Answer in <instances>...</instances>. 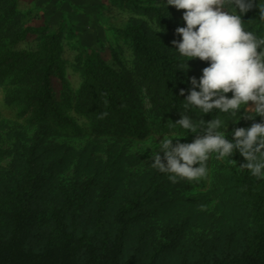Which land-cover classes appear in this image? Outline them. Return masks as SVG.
I'll return each instance as SVG.
<instances>
[{
	"label": "trees",
	"instance_id": "1",
	"mask_svg": "<svg viewBox=\"0 0 264 264\" xmlns=\"http://www.w3.org/2000/svg\"><path fill=\"white\" fill-rule=\"evenodd\" d=\"M116 1L132 6L155 29L150 30L145 23L132 21L123 30L133 57L131 67L124 72L116 71L96 54L77 63L76 68L82 75L77 91L80 112L89 117L94 128L102 126L100 132L133 135L140 132L138 118L143 120L144 117L134 112L136 99L144 92L154 115L176 123L180 119L181 104L191 87L189 79H198L208 64L193 59L186 62V69L176 67L177 58L171 42L180 39L175 29L184 26L176 17L178 10L169 6L167 15L160 0ZM10 10L12 23L6 25L7 33L19 22L13 9ZM157 20L162 29L158 33ZM242 22L248 30L264 36V21L259 18L258 6L244 14ZM3 24L0 19V27ZM29 34H36L40 39L36 51L2 48L0 44V79L9 78L21 88L16 101L21 106V114L31 124L44 125L51 121L61 128L76 129L74 120L63 110V101L56 98L53 90L54 80L64 82L60 59L62 27L51 33L45 28L26 27L23 31L10 33V38L15 43L23 41ZM181 89L185 90L184 96L179 94ZM227 95L231 96V93ZM137 102L141 105L140 101ZM196 115H201L198 110ZM196 115L190 113L193 119L206 122L215 117V113ZM175 130L181 131L178 126ZM30 156L28 152L26 159L19 156L10 164L15 172L13 199L0 211V217L12 207V211L6 214L12 222V229L5 249L0 252V264H157L170 252L169 245L157 246L141 239V232H136L135 238H129L130 230L139 220L148 217L147 207L152 204L159 186L162 183L168 187L175 184L168 180L167 174L156 169L146 173L141 188H130L113 211H108L109 191L105 185H99L101 193L97 199L88 200L86 191L89 190L84 189L83 182L75 185L73 193L62 197L59 204L53 203L43 209L39 202L47 183L39 173L32 172L34 164ZM229 159L234 166L228 170L226 192L248 224V230L241 236V252L236 255L213 252L210 259L201 257L181 264H264V178L253 177L248 170L239 168L244 160L238 152ZM30 220L43 222L59 238L60 253L56 257L51 258L48 247L45 249L48 253L42 251L45 248L43 240L41 249L34 250L33 255L23 249L26 240L24 227ZM163 233L167 238L171 230L165 228ZM51 236L48 233L46 240Z\"/></svg>",
	"mask_w": 264,
	"mask_h": 264
},
{
	"label": "rangeland",
	"instance_id": "2",
	"mask_svg": "<svg viewBox=\"0 0 264 264\" xmlns=\"http://www.w3.org/2000/svg\"><path fill=\"white\" fill-rule=\"evenodd\" d=\"M256 6L254 4L252 9ZM10 9L18 16L19 22L7 33L5 27L12 23ZM183 12L177 11V19L182 20ZM0 19L4 23L0 27V44L2 48L14 50L36 51L40 39L36 34H29L23 41L14 43L10 38L13 31L40 27L51 33L62 27L60 59L64 82L54 80L53 90L56 98L63 101V110L77 127L61 128L51 121L44 125L31 124L21 114V106L16 101L21 88L9 78L0 79V211L13 199L12 178L15 172L10 164L19 156L26 159L28 152L34 164L32 172L39 173L47 183L38 208L39 205L47 209L53 203L59 204L62 197L73 193L75 185L83 182L84 189L89 190L86 191L88 200L97 199L101 193L99 185H105L109 191L108 211H113L125 193L130 188L140 189L142 178L153 171V142L159 143L163 139L161 136L154 141L155 137L179 132L172 125L173 121L151 112L144 92L136 99L137 109L134 111L144 116L143 120L138 118L139 133L119 135L100 132L102 126L94 128L89 117L81 113L77 105L82 75L76 66L85 57L96 54L116 71L124 72L131 67L133 57L123 30L132 21L145 23L150 30L155 29L154 25L139 16L132 6L116 0H0ZM175 55L177 58V53ZM256 122H261V117L241 119L235 124L228 122L227 138L231 139L235 128H247ZM199 134L203 135L202 132ZM194 138L195 134L189 133L179 142L191 143ZM156 151L159 152V149ZM232 166L233 162L218 160L213 154L208 161L206 178L199 181L180 180L170 187L162 183L156 197L152 198V204L147 207L148 217L139 220L130 230L129 238L133 239L136 232H141V239L147 243L169 245L170 252L162 256L157 264H181L185 260L201 257L210 259L213 252L219 255L239 254L241 236L248 230V224L234 208L226 192L228 170ZM7 209L9 213L13 208ZM6 214L0 217V252L5 249L12 229V222ZM165 228L171 230L167 238L163 233ZM24 229L26 240L23 249L29 254L33 255L34 250L41 249L42 240L44 253H48L46 247L51 258L60 253L59 238L43 222L30 220ZM48 233L52 236L47 241Z\"/></svg>",
	"mask_w": 264,
	"mask_h": 264
},
{
	"label": "clouds",
	"instance_id": "3",
	"mask_svg": "<svg viewBox=\"0 0 264 264\" xmlns=\"http://www.w3.org/2000/svg\"><path fill=\"white\" fill-rule=\"evenodd\" d=\"M160 2L166 12L169 6L184 10V26L175 29L180 39L171 42L177 53L176 67L186 69V62L193 59L206 61L208 66L198 79H189L191 87L181 104L180 119L172 123L181 131L155 137L154 141L161 136L163 139L153 142L151 166L167 174L172 183L199 181L208 175L211 155L233 162L229 158L238 152L244 160L239 168L248 170L253 177L264 178V36L248 30L242 22L254 4L264 21V0ZM156 28L157 33L162 31L158 20ZM179 94L184 96L185 90ZM196 110L201 115L197 116ZM190 113L196 117L215 113V117L206 122L193 119ZM256 116L261 117V122L237 127L231 132V139L227 138L228 122L235 124ZM189 133L195 134L193 141L180 143Z\"/></svg>",
	"mask_w": 264,
	"mask_h": 264
}]
</instances>
